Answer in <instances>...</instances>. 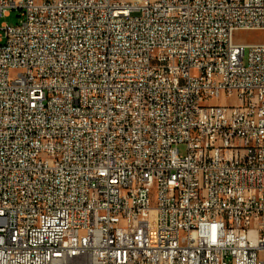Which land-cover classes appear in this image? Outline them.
Returning a JSON list of instances; mask_svg holds the SVG:
<instances>
[{
	"label": "built area",
	"instance_id": "1",
	"mask_svg": "<svg viewBox=\"0 0 264 264\" xmlns=\"http://www.w3.org/2000/svg\"><path fill=\"white\" fill-rule=\"evenodd\" d=\"M10 11L0 264H264V0Z\"/></svg>",
	"mask_w": 264,
	"mask_h": 264
},
{
	"label": "rangeland",
	"instance_id": "2",
	"mask_svg": "<svg viewBox=\"0 0 264 264\" xmlns=\"http://www.w3.org/2000/svg\"><path fill=\"white\" fill-rule=\"evenodd\" d=\"M19 23V13L17 11H10L7 16L0 17V26L7 25L9 27L15 26ZM235 38L238 42L242 43H254L260 40V35L252 34V33H238L235 35ZM14 74L11 73L10 76L12 77ZM210 104H220V105H227L232 106L236 105L237 101L233 96H221L218 100L210 101ZM179 152L183 153V148H179ZM153 234L154 231L150 232V239L153 241Z\"/></svg>",
	"mask_w": 264,
	"mask_h": 264
}]
</instances>
